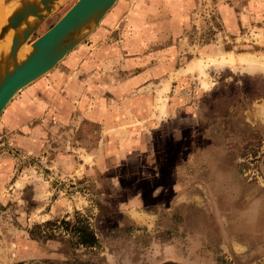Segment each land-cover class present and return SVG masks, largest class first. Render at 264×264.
<instances>
[{
    "label": "rangeland",
    "instance_id": "1",
    "mask_svg": "<svg viewBox=\"0 0 264 264\" xmlns=\"http://www.w3.org/2000/svg\"><path fill=\"white\" fill-rule=\"evenodd\" d=\"M124 1L135 0L109 13ZM166 1L190 10L179 64L195 71L194 111L152 137L156 168L137 156L121 164L106 128L79 123L73 106L50 118V71L22 89L0 116V264H264V0ZM77 226L95 246L78 243Z\"/></svg>",
    "mask_w": 264,
    "mask_h": 264
},
{
    "label": "crops",
    "instance_id": "2",
    "mask_svg": "<svg viewBox=\"0 0 264 264\" xmlns=\"http://www.w3.org/2000/svg\"><path fill=\"white\" fill-rule=\"evenodd\" d=\"M189 11L183 3L166 0L124 1L109 11L88 43L68 54L63 67L42 82L57 89L46 100L50 118L64 120L73 106L79 123L106 128L105 147L118 163L137 156L141 165L156 168L150 165L156 155L152 137L180 111H194L185 86L195 71L179 64ZM164 90L171 96L159 101ZM118 126L128 127L129 135H115ZM140 128L146 130L137 132Z\"/></svg>",
    "mask_w": 264,
    "mask_h": 264
},
{
    "label": "water",
    "instance_id": "3",
    "mask_svg": "<svg viewBox=\"0 0 264 264\" xmlns=\"http://www.w3.org/2000/svg\"><path fill=\"white\" fill-rule=\"evenodd\" d=\"M58 0H8L18 4L0 28V44L11 32L10 45L0 52V116L25 87L51 71L98 28L118 0H77L47 31L30 41L35 31L61 4ZM3 2V0H2ZM30 48L17 60L21 46Z\"/></svg>",
    "mask_w": 264,
    "mask_h": 264
},
{
    "label": "bare ground",
    "instance_id": "4",
    "mask_svg": "<svg viewBox=\"0 0 264 264\" xmlns=\"http://www.w3.org/2000/svg\"><path fill=\"white\" fill-rule=\"evenodd\" d=\"M30 2H37L39 0H27ZM65 0H58L57 4L59 3H63ZM18 6V4H12V5H4L2 3V0H0V28L2 27V25L6 22V19L8 18V16L10 15L11 11ZM11 37H12V33L10 32L7 36H6V40L0 44V52L3 51V49L5 48L6 45H10L11 42ZM30 52V48H28L27 45H23L20 47L18 54H17V60L22 61L25 59V57L29 54ZM234 64V63H233Z\"/></svg>",
    "mask_w": 264,
    "mask_h": 264
},
{
    "label": "trees",
    "instance_id": "5",
    "mask_svg": "<svg viewBox=\"0 0 264 264\" xmlns=\"http://www.w3.org/2000/svg\"><path fill=\"white\" fill-rule=\"evenodd\" d=\"M77 236L78 243L86 247H93L96 244L94 233L87 226H77L73 229Z\"/></svg>",
    "mask_w": 264,
    "mask_h": 264
}]
</instances>
